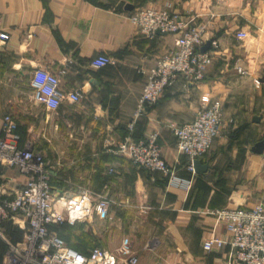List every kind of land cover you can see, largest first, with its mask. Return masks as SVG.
Segmentation results:
<instances>
[{"label":"crops","instance_id":"obj_1","mask_svg":"<svg viewBox=\"0 0 264 264\" xmlns=\"http://www.w3.org/2000/svg\"><path fill=\"white\" fill-rule=\"evenodd\" d=\"M147 6L193 17L201 45L214 51L201 81L178 77L133 126L136 139L157 134L179 185H170L168 174L134 166L117 150L145 79L139 70L175 44L173 34L147 38L129 21L134 9ZM0 12L10 34L0 43V124L9 114L18 146L54 154L55 208L63 210L64 200L82 189L92 202L110 200L107 218L94 211L49 228L83 254L111 252L116 264L130 255L136 264H236L227 245L205 251L202 240L225 236L224 224L207 211L264 202V156L252 150L264 140V0H0ZM239 31L246 35L238 37ZM99 54L112 62L92 67ZM37 67L58 75L63 94L78 91L81 99L64 98L47 110L32 96ZM202 96L220 98L223 121L211 149L198 158L208 169L197 173L178 152L170 126L192 120ZM26 180L0 164V190ZM25 227L21 216L0 222V264L23 240Z\"/></svg>","mask_w":264,"mask_h":264},{"label":"built area","instance_id":"obj_2","mask_svg":"<svg viewBox=\"0 0 264 264\" xmlns=\"http://www.w3.org/2000/svg\"><path fill=\"white\" fill-rule=\"evenodd\" d=\"M129 21L138 33L152 38L157 33L176 35V47L156 60L149 68L141 71L144 76L139 98L127 132L117 144V150L137 166L169 174V184L179 185L180 179L173 173V166L161 157L157 134L152 132L145 138L133 135L135 121L148 113L158 95L170 86L178 76L186 82H197L204 77L212 62L214 51L201 50L202 31L193 21L172 12L168 7H141L128 15ZM243 31L237 33L244 37ZM9 32L2 24L0 12V43L9 39ZM106 54L92 58L95 68L110 64ZM58 75L41 67L34 68L30 77L33 99L47 110H55L64 98L77 102L78 91L63 94L59 89ZM201 108L195 117L183 124L171 125L178 151L190 157L188 168L193 170L192 161L205 154L220 130L222 105L220 99L209 100L202 96ZM16 121L9 115L2 116L0 124V164L17 169L27 180L11 191L0 190V221H15L21 216L26 231L19 244L10 246L2 264H116L117 258L111 252L93 249L83 254L66 244L50 224H61L66 219L84 217L96 212L102 218L109 217L108 198L97 202L90 200L91 192L82 189L79 194L67 197L63 210L54 207L51 199L53 172L46 165L42 153L30 145L18 146ZM218 222L224 224L225 236L209 235L203 238L205 251L228 247V258L236 264H264V202L252 206H226L209 210ZM137 257L130 255L126 264H136Z\"/></svg>","mask_w":264,"mask_h":264},{"label":"rangeland","instance_id":"obj_3","mask_svg":"<svg viewBox=\"0 0 264 264\" xmlns=\"http://www.w3.org/2000/svg\"><path fill=\"white\" fill-rule=\"evenodd\" d=\"M170 34H172V33H170ZM173 35L175 36V44H174V47H173L171 50H169L166 54H168L169 52H171V51H172L173 49H175V47H176V35H175V34H173ZM166 54H164L163 56H165ZM163 56H161V57H163ZM161 57H160V58H161ZM210 64H211V63H210ZM210 64H209V65H210ZM209 65H208V66H209ZM207 68H208V67H207ZM206 70H207V69H206ZM205 72H206V71H205ZM204 75H205V74H204ZM178 77H181V76H178ZM181 78H182V77H181ZM203 78H204V77H203ZM203 78H202V79H203ZM202 79H201V80H202ZM176 80H177V78H176ZM176 80H175V81H176ZM201 80H199V81H201ZM175 81H174V82H175ZM174 82H173V83H174ZM197 82H198V81H197ZM173 83H172V84H173ZM172 84H171V85H172ZM171 85H170V86H171ZM168 87H169V86H168ZM139 95H140V94H139ZM138 98H139V96H138ZM138 98H137V100H138ZM208 98H209V97H208ZM201 99H202V98H201ZM215 99H220V98H215ZM209 100L212 101V100H214V99H209ZM220 101H221V100H220ZM201 104H202V103H201ZM221 105H222V102H221ZM200 108H201V106H200ZM200 108H199V109H200ZM222 115H223V112H222ZM194 117H195V116H194ZM222 118H223V117H222ZM222 121H223V120H222ZM185 122H187V121H185ZM185 122L176 123V124H173V125H179V124H183V123H185ZM221 125H222V122H221ZM220 129H221V126H220ZM133 131H134V127H133ZM126 132H127V130H126ZM219 132H220V130H219ZM219 132H218V133H219ZM218 133H217V134H218ZM125 134H126V133H125ZM217 134H216V135H217ZM174 137H175V136H174ZM214 138H215V137H214ZM175 139H176V138H175ZM213 141H214V139H213ZM213 141H212V144H213ZM175 143H176V141H175ZM212 144H211L209 150L211 149ZM175 145H176V144H175ZM177 150H178V149H177ZM209 150H208V151H209ZM208 151H207V152H208ZM40 152L42 153L43 160H44L45 164L48 163L49 165H48V164H47V165L51 167V170H52V172H53V170H54V161H53V160H54V154H53L52 152H50L49 150H40ZM178 152L181 153V154H185V153H182V152H180V151H178ZM207 152H206V153H207ZM185 155L188 157V159H189V163H190V157H189L187 154H185ZM161 157H162V156H161ZM199 158H200V157H199ZM128 159H129V158H128ZM197 159H198V158H197ZM129 160H130V159H129ZM130 161H131V160H130ZM131 162H132V161H131ZM132 164H133L134 166H137V165L134 164L133 162H132ZM188 165H189V164H188ZM137 167L140 168V169H142V170H145V171H152L151 169L146 168V167H143V166H137ZM189 170H190V169H189ZM191 171H192V170H191ZM53 174H54V172H53ZM164 174H168V173H164ZM168 175H169V174H168ZM79 185H80V184H79ZM82 187H84V186H82ZM225 207H226V206H225ZM12 246H13V245H12Z\"/></svg>","mask_w":264,"mask_h":264},{"label":"water","instance_id":"obj_4","mask_svg":"<svg viewBox=\"0 0 264 264\" xmlns=\"http://www.w3.org/2000/svg\"><path fill=\"white\" fill-rule=\"evenodd\" d=\"M209 49V45H204L201 47V50ZM252 150L256 153H260L264 156V140H259L254 143ZM193 170L197 173H204L208 169V165L202 163L199 159H194L192 161Z\"/></svg>","mask_w":264,"mask_h":264},{"label":"trees","instance_id":"obj_5","mask_svg":"<svg viewBox=\"0 0 264 264\" xmlns=\"http://www.w3.org/2000/svg\"><path fill=\"white\" fill-rule=\"evenodd\" d=\"M17 124V123H16ZM17 133V132H16ZM18 135V134H17ZM18 138H19V136H18ZM6 221H9V220H6ZM6 221H0V222H6Z\"/></svg>","mask_w":264,"mask_h":264}]
</instances>
